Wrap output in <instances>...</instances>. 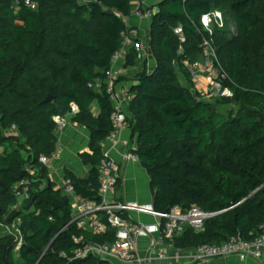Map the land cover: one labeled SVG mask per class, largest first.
<instances>
[{
	"label": "trees",
	"instance_id": "1",
	"mask_svg": "<svg viewBox=\"0 0 264 264\" xmlns=\"http://www.w3.org/2000/svg\"><path fill=\"white\" fill-rule=\"evenodd\" d=\"M32 1L33 10L15 9L12 0H0V131L12 128L24 141L16 146L15 137L0 134V216L19 221L26 233L21 262L13 257V239L0 237V264H112L73 257L78 246L73 236L111 243L115 230L107 227L96 234L78 228L69 197L54 183L47 180L40 189H30L23 206H12L16 184L33 178L23 165L45 180L38 157L55 151L56 104L69 110L75 103L79 111L71 120L90 132L89 152L79 155L91 165L87 178L66 169L64 178L77 195L100 199L98 166L109 159L102 142L112 130V105L87 83L103 75L120 49L126 29L121 16L130 15L133 0H90L86 5L75 0ZM220 5L236 28L235 35L220 32L226 41L221 47L231 51L228 80L222 83L231 96L215 99H232L237 110L229 116L192 90L185 67L200 58V16ZM177 26L183 41L174 33ZM147 34L155 67L144 68L129 87L127 122L136 137L129 153L147 172L155 212L196 206L212 214L200 230L186 226L167 242L186 250L223 244L235 236L255 240L264 233V0H161ZM217 36L219 30L214 29L215 44ZM137 58L138 52L129 48L124 67H133ZM48 95L52 102L45 101ZM94 100L100 106L98 116L89 110ZM120 181L114 198L124 202Z\"/></svg>",
	"mask_w": 264,
	"mask_h": 264
},
{
	"label": "built area",
	"instance_id": "2",
	"mask_svg": "<svg viewBox=\"0 0 264 264\" xmlns=\"http://www.w3.org/2000/svg\"><path fill=\"white\" fill-rule=\"evenodd\" d=\"M160 1L152 0L150 5H138L131 14L137 18L145 19L150 24L151 17L157 12ZM12 5L15 9L22 6L32 10L36 8V3L32 0H12ZM221 15L218 10L214 9L200 16L199 28H197L202 36L200 58L185 64L189 74L190 86L203 100L218 96H231L229 88L222 86V83L228 80V75L218 61L213 37L214 29L224 25ZM121 17L126 29L121 33L120 49L113 54L110 67L103 75L87 83V87L95 92H103L112 105L110 115L112 130L106 138L112 141L117 140L118 133L128 127L127 118L130 117L129 103L132 95L129 87L121 82L125 69V56L129 48H134L138 52V58L145 53L143 48L145 44L139 40L138 29L129 26L128 16ZM174 33L183 41L180 26L174 28ZM78 111V106L75 103H70L69 110L65 115L58 114L53 117L56 127L63 128L67 123L66 115L73 116ZM122 143L128 147L127 157L138 160L136 155L129 153V149L132 147L130 142L123 140ZM59 156L60 152L55 150L49 156L40 155L38 162L43 166H48L53 159H57ZM119 178L118 166L109 158L102 159L98 166L99 200H89L77 195L69 180L63 184L62 193L73 200L71 203L72 220L76 222L78 228L96 234L105 232L107 227L115 230V239L111 243L85 242L82 238L73 236V240L78 242V246L73 251L74 258L95 257L121 264H149L153 258L152 255L158 260H165L167 258V240L179 235L186 226L200 230L204 221L212 216V214L206 213L196 206L187 211L173 207L168 213L159 214L154 211L152 204L141 205L135 202L117 201L114 198V190ZM28 184L27 180H21L16 184L13 209H19L29 198ZM133 210L155 215L158 217V221L154 224L133 221L129 216V212ZM140 237H148L150 240V248L146 257H141L138 254V239ZM263 251L264 233L253 241L235 236L223 244L201 245L194 249V258L204 260L236 255L245 261L258 262Z\"/></svg>",
	"mask_w": 264,
	"mask_h": 264
},
{
	"label": "crops",
	"instance_id": "3",
	"mask_svg": "<svg viewBox=\"0 0 264 264\" xmlns=\"http://www.w3.org/2000/svg\"><path fill=\"white\" fill-rule=\"evenodd\" d=\"M152 0H133L131 4V12L138 5H150ZM129 26L133 29H138L139 40L145 44L144 58L146 70L151 71L155 67V60L152 56L150 45L148 44V28L149 22L145 19L135 17L130 13L128 16ZM146 42V43H145ZM137 62V60H136ZM143 70L139 71V73ZM137 75L136 68L128 67L124 69L121 77V82L130 87L135 82ZM184 79V78H183ZM184 81V80H183ZM93 116H98L100 106L97 100H94L89 108ZM71 115H66L67 123L63 128H55L53 133L55 136V150L60 152L57 159H53L48 166H44L45 184L48 180L54 183L56 187L62 188L66 179L64 178L65 169L72 172L78 178H87L91 169L90 164H85L79 155L83 152H89L90 132L84 127L74 123L71 120ZM136 137L132 135L129 127L121 130L117 135V140L112 141L105 139L102 144V150L112 161L116 163L120 172L121 191L119 196L125 202H135L141 205L152 204V194L149 186V177L146 170L141 166L138 160L128 156V147L123 145V140H128L132 147L135 145ZM133 141V142H132ZM35 172V170H33ZM108 197V196H107ZM115 197V194H114ZM70 204L73 202L69 198ZM73 210V209H72ZM129 216L133 221L145 224H154L158 221V217L149 213H143L136 210L130 211ZM149 238L140 237L138 239V254L141 257H146L149 250ZM167 258L158 260L152 255L149 264H264V251L261 259L258 262L251 260H242L236 255L228 257L210 258L204 260H196L194 258V249H177L167 242ZM154 254V253H152ZM112 264H121L111 262Z\"/></svg>",
	"mask_w": 264,
	"mask_h": 264
},
{
	"label": "rangeland",
	"instance_id": "4",
	"mask_svg": "<svg viewBox=\"0 0 264 264\" xmlns=\"http://www.w3.org/2000/svg\"><path fill=\"white\" fill-rule=\"evenodd\" d=\"M78 4L81 5H86L89 4L90 0H75ZM218 12H220L222 15V21L224 22L223 27H218L215 28L216 30H219V36L218 40L216 41L217 47H218V61L221 65V67L225 70L227 67V64L230 60V49L225 48V47H221V45L226 42L223 36L224 34H222L223 32L228 33V36L231 35H235L236 34V28H235V24L233 23V20L231 18V16L228 14L227 9L223 6L220 5L218 6ZM2 16L3 13L0 12V24L2 23ZM223 31V32H222ZM220 32H222L220 34ZM227 35V34H226ZM146 43V42H145ZM216 47V48H217ZM144 48V47H143ZM145 50V48H144ZM145 52V51H144ZM153 56V54H152ZM154 57V56H153ZM144 58V55L141 54L139 58H137V62L135 63L134 67L136 68L137 74L139 73V71L141 70V68H146V64L145 62L142 60ZM155 60V59H154ZM178 77L180 76V82L182 84H185L183 81V77L180 74V72H178ZM207 101H212L215 103H212L213 108L217 111L222 113L225 116H229V112L231 111H236L237 107L235 106L234 102L232 101V99H227L224 101H216L215 98H211V99H205ZM0 134H5V135H10L15 137L16 141H15V145L18 146L19 143H23V139L21 138L20 134H18L14 129L12 128H2ZM21 153L23 155H25L27 152L25 150V148L21 147ZM22 168H24L28 174L30 175L31 180L25 179L28 181V189H40L41 187H43L44 183L42 180H38V177L35 176V172L33 171L34 169L32 167H28V166H22ZM23 206V205H22ZM35 209V206H30L29 210L33 211ZM25 235L26 233L20 228V222L16 221V220H12V221H7L4 217L0 216V237L3 236H7L13 239L14 242V246H13V257L17 262H21V257H20V247L22 246V244L25 241Z\"/></svg>",
	"mask_w": 264,
	"mask_h": 264
},
{
	"label": "water",
	"instance_id": "5",
	"mask_svg": "<svg viewBox=\"0 0 264 264\" xmlns=\"http://www.w3.org/2000/svg\"><path fill=\"white\" fill-rule=\"evenodd\" d=\"M178 53H181V50L178 51ZM46 102H52L53 101V97L51 95H48L45 99ZM55 108L58 112L59 115L63 116L67 113V108L65 106H61V105H55Z\"/></svg>",
	"mask_w": 264,
	"mask_h": 264
}]
</instances>
